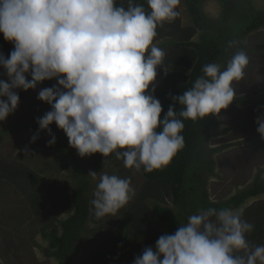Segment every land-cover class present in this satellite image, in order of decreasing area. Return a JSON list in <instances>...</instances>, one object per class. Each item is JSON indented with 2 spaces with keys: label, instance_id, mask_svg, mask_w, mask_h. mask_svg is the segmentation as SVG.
<instances>
[{
  "label": "clouds",
  "instance_id": "obj_1",
  "mask_svg": "<svg viewBox=\"0 0 264 264\" xmlns=\"http://www.w3.org/2000/svg\"><path fill=\"white\" fill-rule=\"evenodd\" d=\"M180 2L146 0V10L136 0L126 6L124 0H0V33L14 44L8 58L0 54L8 79H0V121L18 107L15 90H35L56 78L59 87L42 88L37 97L52 109L37 118L39 130L51 136L49 146L56 143L49 127L54 122L81 157L114 156L136 172L166 168L185 147L183 121L227 109L249 64L242 49L226 65L205 64L190 89L172 96L179 112L170 106L161 119L153 93L157 68L167 71V64L157 30L176 20ZM239 43L230 40L227 48ZM256 124L264 138V115ZM88 176L97 181L91 201L97 219L117 215L135 197L130 177L104 171ZM253 230L242 211L200 209L174 234L160 236L155 249L146 247L134 264H264V245L247 239Z\"/></svg>",
  "mask_w": 264,
  "mask_h": 264
},
{
  "label": "rangeland",
  "instance_id": "obj_2",
  "mask_svg": "<svg viewBox=\"0 0 264 264\" xmlns=\"http://www.w3.org/2000/svg\"><path fill=\"white\" fill-rule=\"evenodd\" d=\"M200 6L210 22L214 25L220 24L221 28H224L228 41L240 42L238 49H228L226 46L216 63L226 65L231 55L240 49L244 50L249 58L244 78L235 84V98L250 94L253 96L249 102L229 105L227 109H222L219 115L213 116L218 125L215 128L209 127L190 167L188 178L198 184L194 187V192L193 187L190 188L193 192L190 197L185 194L178 205L171 198H166L165 203L161 202V205L168 207L174 214L186 215L187 220L202 208L199 204L200 198L207 203L222 205L240 192L251 190L254 184L264 183V138L257 132L256 124V119L264 115V29L245 34L240 32V26L245 23L251 11L264 10V0H230L225 9L220 0H200ZM178 11L180 15L176 21L178 20L181 28L188 29L192 26V20L185 0H181ZM243 14V20H240ZM217 28L213 26L203 31L206 30L207 34L215 36L218 33ZM198 39L199 31L191 42H198ZM223 40L224 38L220 41ZM174 44L171 38L158 40V47L163 49L166 55L182 50V45L176 47ZM169 71L177 80L189 76V71L180 66H175ZM27 78L31 79V76ZM0 79L8 82L2 67ZM54 85L58 86L53 78L38 84L35 90H15L19 95L18 107L5 121H0V159L14 163L17 168L23 167L39 179L36 185H32L30 174H16L12 180L0 177V264H58L52 255L49 241L42 237L41 230L44 228L49 231L50 226L59 230V221L67 215H54L50 208H47L46 213L35 214L31 207L34 203L33 197L39 193H43L45 197L47 187L53 181L56 180L60 186V192L69 191L70 194L76 188H81L89 200L94 197L97 183L88 176L93 171H104L121 178L130 177L136 194L143 184L140 172L128 169L123 177L122 174L127 168L121 166L116 170L111 169L113 156L105 158L102 154L95 153L81 157L69 143L60 141L66 134L54 122L49 127L58 145H48L51 136L47 130H39L37 118L52 109L37 97L42 88ZM156 85L157 82L154 87ZM152 87L153 85H150V88ZM33 136H37L35 142L32 141ZM193 201L197 202V205ZM258 201H264V193L244 199L241 205L233 210L243 211ZM147 202L149 207H152L153 200ZM130 203L117 215L101 218L104 220L101 223L102 230L98 224L91 223L90 219L85 222L72 264L77 263L81 249H84L91 238L116 229V223ZM181 221L182 219H179V222ZM135 258L133 251L125 250L119 264H134Z\"/></svg>",
  "mask_w": 264,
  "mask_h": 264
},
{
  "label": "trees",
  "instance_id": "obj_3",
  "mask_svg": "<svg viewBox=\"0 0 264 264\" xmlns=\"http://www.w3.org/2000/svg\"><path fill=\"white\" fill-rule=\"evenodd\" d=\"M185 1L192 20V26L183 29L180 27L178 20H175L172 23H165L162 28L157 30V41L171 38L176 47H178L177 45L188 47H182V50L166 55L167 71L164 68H157V85L153 95L161 102L163 109L161 119L170 106H174L179 112L180 106L178 102L174 104L172 96L182 95L184 91L190 89L194 81L203 75V66L216 62L223 55L228 44L224 28H221L220 24L214 25L205 17L201 10L200 0ZM119 2L120 0H118ZM136 2L143 4L147 10L146 0H136ZM220 2L223 4L224 9L230 4V0H220ZM124 3L126 6V0H124ZM244 15L240 20H243ZM213 26L218 27L217 35H209L206 30L203 31V29H211ZM240 29L242 34L264 29V10L251 11ZM197 31H199L198 42H191ZM223 38L224 40L221 42L220 40ZM13 50L14 44L6 41L3 34L0 33V54L8 58ZM175 66L188 70V78L175 79L169 73V70ZM54 79L58 85V80ZM149 91H151V88H149ZM252 96L250 94L243 98H235L230 105L247 103ZM183 122L185 127L182 135L184 136L185 147L166 168L151 173L145 172L143 169L139 171L143 184L136 194L137 196L130 201L131 203L116 223L117 225L114 227L116 229L107 231L108 234L99 233L91 238L84 249H81L76 264H119L125 250L133 251L136 257L142 255L146 247L155 249L156 241L160 236L174 234L181 225L188 222L185 218L186 215L183 213L174 214L168 207L161 205V202L165 203L166 198H171L178 205L185 194L190 197V194L194 192V187L198 184L188 178L190 167L194 163V154L206 138L209 127L215 128L218 121L213 116H209L201 121L184 120ZM60 141L69 143L67 136L62 137ZM56 144L58 145V142ZM110 164V168L114 170L124 166L123 161L115 158ZM15 166L17 165L14 163L10 164L0 159V177L12 180L16 174H30L32 185L39 182V179L30 171ZM126 170L128 169L124 170L123 177L127 174ZM192 187L193 192L190 190ZM261 193H264V183L254 184L251 190L240 192L222 205L207 203L202 198H200L201 203L199 202V204L202 205H200L201 209L209 207L234 209L241 205L244 199ZM33 199L34 203L31 207L35 214L46 213L47 208H50L54 215L59 213L67 215L65 219L59 221V230L55 226H50L49 231H45L44 228L41 230L42 237L48 239L52 255L58 264H72V258L78 247L83 227L88 219L91 223L98 224L101 230L103 229L101 223L104 220L97 219L94 215V208L91 204L94 197L89 200L81 188H76L70 194L69 191L60 192V186L55 180L47 187L45 197L43 193H39ZM148 200H153L152 207H149ZM193 202L197 205V202ZM242 214L245 220L254 225V230L247 235V239L253 245H264V201L253 203L244 209ZM179 219H182V221L179 222Z\"/></svg>",
  "mask_w": 264,
  "mask_h": 264
}]
</instances>
